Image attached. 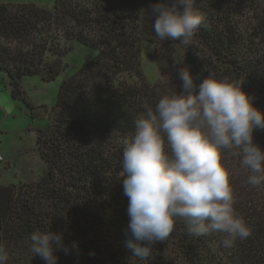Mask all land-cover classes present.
Listing matches in <instances>:
<instances>
[{
  "label": "trees",
  "instance_id": "obj_1",
  "mask_svg": "<svg viewBox=\"0 0 264 264\" xmlns=\"http://www.w3.org/2000/svg\"><path fill=\"white\" fill-rule=\"evenodd\" d=\"M155 2L56 0L53 10L0 2V69L10 78L13 96L25 99L24 77L57 79L74 42L97 52L63 80L53 107L32 109V117L49 118L36 138L45 174L29 183H0V247L8 253L6 264H45L29 251L28 238L37 230L63 232L65 243H78V251L58 252L57 264H264V213L247 203L234 209L248 221L251 235L230 248L222 245L224 233L198 237L183 220L167 240L151 245L147 259L131 257L125 247L124 140L134 133L145 104L154 109L163 94L173 92L150 83L142 69L143 43L160 40L149 10ZM193 7L203 16L194 34L196 48L212 64L201 56L189 58L193 74L204 78L211 70L243 80L264 112V0H193Z\"/></svg>",
  "mask_w": 264,
  "mask_h": 264
},
{
  "label": "clouds",
  "instance_id": "obj_2",
  "mask_svg": "<svg viewBox=\"0 0 264 264\" xmlns=\"http://www.w3.org/2000/svg\"><path fill=\"white\" fill-rule=\"evenodd\" d=\"M149 10L162 41L187 45L203 23L193 0H157ZM178 77L182 90L163 94L154 109L145 104L134 121V133L124 140L121 177L129 217L125 247L131 257L147 259L151 245L167 240L180 220L198 237L224 233L225 248L251 235L234 209L236 168L228 165L227 155L241 157L247 185L264 184V146L254 135L264 129V112L243 80L209 73L197 83L188 66L179 69ZM28 239L33 257L45 264H57L58 252L69 254L79 247L76 241L65 243L63 232L37 230ZM8 259L0 247V264Z\"/></svg>",
  "mask_w": 264,
  "mask_h": 264
},
{
  "label": "rangeland",
  "instance_id": "obj_3",
  "mask_svg": "<svg viewBox=\"0 0 264 264\" xmlns=\"http://www.w3.org/2000/svg\"><path fill=\"white\" fill-rule=\"evenodd\" d=\"M0 2L14 5L34 4L43 9L53 10L56 0H0ZM64 44L69 45V43ZM70 44L72 45V43ZM196 47L198 46L195 44L194 36L190 38L187 45L171 40L144 42L142 45V69L148 81L152 84H160L169 90L173 89V92L176 89L181 91L182 82L178 77L179 69L188 66L192 73L194 72L193 66L188 61L189 58L201 56L206 64L212 65L207 57L200 55ZM96 54L95 50L74 42L72 51L63 58L67 67L57 79L47 82L38 76L24 77L22 92L26 100L13 96L10 78L0 69L1 184L19 185L20 183L38 181L45 174L47 166L37 149L36 138L38 129L48 127L49 118L46 115L32 117V109L36 113L39 111V109H35L36 107L43 105L48 108L53 107L57 102L63 80L78 72ZM209 73H213V71L210 70ZM194 75L198 76L199 81L203 79L202 73L196 72ZM126 77L131 82L138 80L135 76L128 75ZM254 135L256 142L264 146V129L256 130ZM240 159L237 155L229 154L227 160L229 166L236 168V177L237 175L245 176L237 185L232 182L234 208L235 205L240 207L239 205L244 206L247 203L251 204V207L256 206L263 210L264 213V184L257 187H250L246 184L248 173L246 169L240 167ZM237 179L239 180V178ZM244 186L247 187L244 188Z\"/></svg>",
  "mask_w": 264,
  "mask_h": 264
},
{
  "label": "built area",
  "instance_id": "obj_4",
  "mask_svg": "<svg viewBox=\"0 0 264 264\" xmlns=\"http://www.w3.org/2000/svg\"><path fill=\"white\" fill-rule=\"evenodd\" d=\"M2 159V157L0 156V160Z\"/></svg>",
  "mask_w": 264,
  "mask_h": 264
}]
</instances>
